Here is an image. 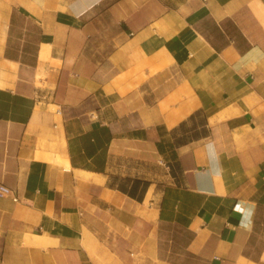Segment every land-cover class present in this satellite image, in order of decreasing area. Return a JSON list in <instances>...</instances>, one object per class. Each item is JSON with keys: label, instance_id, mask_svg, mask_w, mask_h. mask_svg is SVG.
I'll use <instances>...</instances> for the list:
<instances>
[{"label": "crops", "instance_id": "crops-1", "mask_svg": "<svg viewBox=\"0 0 264 264\" xmlns=\"http://www.w3.org/2000/svg\"><path fill=\"white\" fill-rule=\"evenodd\" d=\"M0 186V264H264V0H0Z\"/></svg>", "mask_w": 264, "mask_h": 264}, {"label": "trees", "instance_id": "trees-1", "mask_svg": "<svg viewBox=\"0 0 264 264\" xmlns=\"http://www.w3.org/2000/svg\"><path fill=\"white\" fill-rule=\"evenodd\" d=\"M139 183L138 182H136V184L135 185H133V187L131 188V190L129 191V193L131 194V195H134L135 194V192H134V189H136L137 188V185H138ZM139 198V197H138Z\"/></svg>", "mask_w": 264, "mask_h": 264}, {"label": "built area", "instance_id": "built-area-1", "mask_svg": "<svg viewBox=\"0 0 264 264\" xmlns=\"http://www.w3.org/2000/svg\"><path fill=\"white\" fill-rule=\"evenodd\" d=\"M8 192V189L4 186H0V194Z\"/></svg>", "mask_w": 264, "mask_h": 264}]
</instances>
